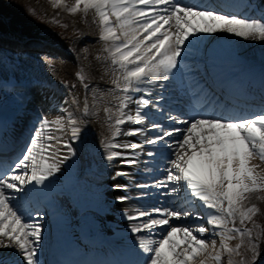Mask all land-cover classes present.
<instances>
[{
    "label": "snow or ice",
    "instance_id": "snow-or-ice-1",
    "mask_svg": "<svg viewBox=\"0 0 264 264\" xmlns=\"http://www.w3.org/2000/svg\"><path fill=\"white\" fill-rule=\"evenodd\" d=\"M53 4L64 6L70 13L95 10L101 25L100 39L111 42L106 51L120 72L113 89L122 93L117 97L113 137L129 123L137 126L125 135H145L139 143H106V149L131 150L128 154L109 151L106 159L132 165L137 163L134 154L142 152L144 144L152 145L153 150L144 155L153 163L158 158L164 165L163 175L151 184L136 187L164 189L165 196L174 198L166 207L125 213L128 221H135L129 231L135 237L136 259L127 264H224L225 254L227 264H255L264 226L253 219L260 213L258 206H246L245 201L251 194L264 192V175L260 174L264 165V108L239 116L219 111L210 115L197 112L187 118L165 116L185 125L183 128H167L156 122L151 109L163 114L160 101L165 99L166 84L192 39L200 33L226 32L264 41V16L256 19L225 14L206 6L184 4L183 0H74L71 5L67 0H53ZM77 76L85 80L83 73ZM88 87L85 83L84 88ZM130 105H134V111L129 110ZM84 111L87 113V106ZM64 132L69 133L67 138L57 134ZM80 132L71 113L66 119L41 118L21 154L11 163L0 161V249L9 250L7 255L0 254V264H41L43 225L34 218L41 213L29 210L27 203L42 194L37 186H44L60 173L61 166L75 155L72 141L80 138ZM157 170L161 171L158 166ZM129 175L117 170L113 178ZM113 187L127 191L128 186ZM116 199L125 202L132 197L121 195ZM188 218L198 223H172ZM153 230H161L158 239L143 235ZM233 240L239 242L233 246ZM246 243L251 261L242 251Z\"/></svg>",
    "mask_w": 264,
    "mask_h": 264
},
{
    "label": "bare ground",
    "instance_id": "bare-ground-1",
    "mask_svg": "<svg viewBox=\"0 0 264 264\" xmlns=\"http://www.w3.org/2000/svg\"><path fill=\"white\" fill-rule=\"evenodd\" d=\"M20 1L21 4L34 1L36 6L43 7L44 12L50 13L54 17H57L58 20L61 19L67 22L69 29L67 32L59 34L57 38L42 41L40 37L34 36L36 38H33L26 33H18L6 29L7 26L11 27L12 25L20 26L21 29H24V27H34L28 20L21 21V19L15 18L13 24L9 22L1 23L0 107L7 106L8 102L12 101L9 97L18 96L15 98L20 100H13L10 106L20 107L26 113L31 111L36 114H41L38 120L41 118L55 120L58 117H64L66 119L67 114L71 113L81 127L80 138L72 141V144L75 143L76 146H82L89 142L87 148L92 153L86 164L69 163L71 166L69 165L70 167L67 169V163L65 162L61 166L60 173L49 178V181H46L44 186H37L38 189H42V194L35 195L31 200L34 199L38 203H45L46 209L43 211L45 214L37 218L43 219L39 220L42 224H49L42 231L41 250L49 254L54 252L60 239L64 238L66 239L65 241L72 242L76 250L80 248L77 251L79 254L99 253L98 251L102 249L107 254L104 258L108 259L110 258L108 254H111L114 250L112 247L111 250L110 247L109 249L107 248L109 243L114 244L115 247L117 243H120L114 239H119V241L123 242L126 239L129 243L132 242L133 234L129 231V228L130 224L135 221H128L125 218V213L134 214L140 210H148V206L156 205V202H162L157 194H161L160 191L164 189L154 192L156 189L150 187L141 190L142 192L139 193L134 188L137 184H151L154 179L160 176L162 177V169L160 168L161 171H158L157 168H154L156 165L144 172V170L148 169L146 168L147 163L155 164L152 161L143 160L144 153L153 149V146L148 144H144L142 152L137 151L134 154V158L137 161L135 164H124L118 159L113 161L106 159L109 151H120L126 154L131 153V150L124 148L106 149L104 146L106 143L120 145L133 142L139 143L145 140V135L136 137L125 135L129 128L137 126L129 123L121 126V134L119 136L113 137V125L118 115L116 111L119 105L117 97L122 95V93L113 91V89L115 88L114 80L120 75V72L118 67L112 64L111 56L106 51L111 42L100 39L101 25L95 10L90 9L86 14L82 11L70 13L64 6L55 7L53 0ZM184 1L188 4L199 2L201 8L205 6L217 10L220 8L229 13L240 14L243 17L249 15L247 14L249 11L245 10L251 6L254 11L248 17L259 19L261 16H264V0ZM67 3L71 5L74 3V0H67ZM201 5H204V7ZM7 32H11L12 34ZM4 35L6 37H3ZM208 35L210 34L200 33L188 45V48L192 49V51L190 52L188 50L184 54V58L181 59L178 69L174 70V75L166 84V90L163 93V95L168 96L165 98L168 100L160 101V106L168 107L171 104L177 105L170 102L178 99L176 95H179L180 91H183L187 84L191 88L193 82L199 83L198 80H201L203 77L202 74H204L206 79L204 81H207L204 83V89H206L198 91L197 95L200 94L201 97L214 96L211 101H216L217 104L212 105V102L206 97L204 98V105L202 106L201 104L200 109L198 108L197 110L211 112L214 111L211 110V107L220 105L222 109H230L231 111L224 112V114L239 116L241 114L247 115L264 108V41L259 39H245L222 32V35L218 39L207 42ZM202 45L208 47L205 52L200 51ZM16 51H23L21 55H24L26 59L30 58L28 61L31 63L34 61V65H30L31 63L25 62L24 59L20 61L17 58L19 53ZM34 52L38 54V57H36ZM78 72L83 73L85 80L81 81L79 79L80 84H74L73 77L75 75L77 76ZM9 81H14L22 85L23 89L17 91V89L12 88L13 90H11V87L8 86ZM218 81H222V84H218ZM211 82H215L216 86H213ZM85 83L89 85L87 89L84 88ZM197 95H193L189 99L190 104H192V101H194ZM40 103L41 105L39 106ZM85 106L88 108L87 113L84 111ZM109 109L110 112L106 111ZM129 110L134 111V105H130ZM233 111H236V113L234 114ZM151 112L153 113L155 121L162 123L165 127H185L183 124L173 123L165 119L167 115L162 116V114L156 113L155 109H151ZM196 114L193 113L192 115L194 116ZM109 115L112 117L111 120H109ZM38 122L34 116L31 122L32 126H38ZM65 133L67 132L57 134L65 135ZM146 135L150 136L151 133L148 132ZM27 139V131L22 132V130L16 129L13 131L4 130L3 133L1 131L0 143L11 144L9 146L11 149L1 156L0 160H7L6 162L9 163L13 162L19 155V148L23 143H26ZM156 147L158 148L160 146L157 145ZM111 162L114 164H112V167H109ZM253 163H259V161L253 160ZM117 170L126 171L130 175L128 177L113 178ZM142 171L143 174L141 173ZM260 174L264 175V165L261 166ZM91 175L97 176V178L103 176L106 182L103 181L106 184L108 182L104 175H107V178L109 177V179L113 180L111 183L105 184L106 187H101V190L107 189L106 191L109 197L107 196L104 200L105 204L100 203V207H96L95 209L93 208L98 204H95V198L91 196V192L94 190L92 191L89 188L90 186H86L83 181H80L82 179L81 177H92ZM61 177L66 178L63 186ZM142 179L145 181L143 182ZM114 185H127V191L118 190L113 187ZM31 187L28 186V188ZM65 190L67 193H65ZM142 193H147V195L141 196ZM260 194L262 195L259 196ZM260 194H251L249 198L256 199L257 197V201L260 199L264 202V192ZM60 195H63V199L66 201L61 200L63 201L61 203V208L63 209L58 205L53 206L52 204ZM121 195H128L132 199L119 202L116 197ZM161 197L165 201L174 199L173 197H166L165 195ZM181 197H183V192L181 193ZM71 201L73 203L76 201V204L78 201L79 208L75 205H73L74 208L70 206L71 203L69 205V202ZM251 203L255 204V202ZM251 203H248V200L245 201L246 206H251ZM117 204L118 207L116 208ZM161 206L164 205L162 204ZM262 207L264 208V205ZM56 210L58 211L55 212ZM87 210L94 211L96 214L91 216ZM172 223L174 225L180 223L188 225L198 223V221L188 218L180 221L173 220ZM87 228L95 231L96 234L94 237H87ZM160 231L153 230L151 233H143V235L152 234V238H156L160 235ZM103 232L106 234L104 235ZM111 235L113 236V240ZM230 243L235 246L238 240L231 241ZM216 248L219 250L220 245H216ZM115 251H113L111 259H117V263L120 264L125 259L129 262L135 257L134 253L129 254L128 252L122 251L119 247ZM8 252L9 250L7 249H0V254L7 255ZM67 253L65 252L63 255ZM127 253L128 255H126ZM42 254V252L39 253V259L41 260L43 259ZM224 257V264H227V254ZM235 259L237 260V257ZM92 260L94 262L93 264H101L98 260ZM84 264H89V262L85 261ZM259 264H264V260H260Z\"/></svg>",
    "mask_w": 264,
    "mask_h": 264
},
{
    "label": "rangeland",
    "instance_id": "rangeland-1",
    "mask_svg": "<svg viewBox=\"0 0 264 264\" xmlns=\"http://www.w3.org/2000/svg\"><path fill=\"white\" fill-rule=\"evenodd\" d=\"M2 2V3H1ZM0 2V25L1 23H12L13 24V20L15 18H19L22 20H28V22H30V24H32L34 27L32 28H27V27H24V29H21L20 26H7L6 29L8 30H12V31H16L18 33H26L28 36H32L33 38H36V37H40L42 39V41H46V40H51L52 38H57V36L61 33H65L68 31L69 29V25L67 22L59 19L57 17H54L53 15H51L50 13H46L44 12L43 10V7L42 6H36L35 5V2L34 1H29V2H24L21 4V1L20 0H1ZM16 7V8H15ZM21 8V9H20ZM2 20V21H1ZM31 30V31H30ZM30 31V32H29ZM7 33H11V32H7ZM12 34V33H11ZM219 35V36H218ZM222 35V32H219V33H213V34H210L208 35L207 37V42L209 41H214L215 39H218L220 36ZM36 36V37H34ZM210 36V37H209ZM217 36V37H216ZM195 39V38H194ZM194 39L192 41H194ZM191 41V42H192ZM206 42V41H204ZM204 46V47H203ZM208 47L206 45H202V47L200 48V51L202 52H205L206 49ZM203 49V50H202ZM190 52L192 51V49H189ZM17 52V51H16ZM23 52V51H22ZM21 51L20 52H17L19 53L17 56L18 59L23 60L27 63H31L29 62L28 60H30V58L26 59L24 58L25 56L24 55H21L22 53ZM35 53V52H34ZM36 54V53H35ZM38 54H36V57ZM21 57V58H19ZM23 57V58H22ZM33 63V64H32ZM30 65H34V61L32 62ZM74 79V84H80L79 82V78L78 76H74L73 77ZM10 85L11 88H14V87H17L16 83L13 81V82H10L8 83ZM10 105V103H9ZM68 136L69 133H65L64 136ZM67 138V137H66ZM87 144V145H86ZM85 145H82V146H76V144H72V147L73 149L75 150V155L73 157L70 158V160H68L66 163V168L68 169L71 164L69 163H74V164H86L89 159H90V155L92 154L89 150L88 145H89V142L86 143ZM75 147V148H74ZM80 147V148H79ZM84 148V149H83ZM86 149V151H85ZM89 153H88V152ZM85 152V153H83ZM81 153V154H80ZM84 154V155H83ZM82 155V156H81ZM81 156V157H80ZM84 159H83V158ZM86 157V158H85ZM85 162V163H84ZM114 164L113 162L110 163L109 167H112ZM70 165V166H69ZM112 170V169H111ZM114 171V170H113ZM72 173V172H70ZM106 174V173H105ZM92 176V175H91ZM106 177V180H107V184L111 183L113 180L109 179V177L107 178V175H104ZM82 179H80V181H83V183L86 185V186H90L89 188L92 189L93 192H91V196L93 198H95V204H98L97 206L95 205V207L93 209H95L96 207L99 208L100 206V203L103 204L104 203V200L107 198L108 194H107V189H103L101 190V187L104 188L106 187V183H104L105 181V178L102 176L101 178H97V176H92V177H81ZM97 180V181H96ZM104 180V181H103ZM103 181V183H102ZM92 182V183H91ZM99 182V183H98ZM106 182V181H105ZM90 184V185H89ZM94 184H96L94 186ZM106 184V185H105ZM92 185V186H91ZM94 188V189H93ZM86 190V189H85ZM99 191V192H98ZM97 192V193H96ZM100 194V195H99ZM107 194V195H106ZM257 194V193H256ZM260 194V193H259ZM262 194H260L259 196H261ZM74 196V195H73ZM99 196V197H97ZM109 197V196H108ZM62 198V199H61ZM63 195H60L58 197V205L61 206V203L63 201H65V199H63ZM100 201H99V199ZM250 199V200H249ZM248 199V203H251V202H255V204L258 206V208L260 209V213L257 214L253 219L254 221L260 225V226H264V208L262 207L264 205V202H262L259 197H258V201H257V197L256 199H252V198H249ZM63 200V201H61ZM252 200V201H251ZM255 200V201H253ZM264 200V199H263ZM68 201V200H67ZM251 201V202H250ZM257 201V202H256ZM66 202V201H65ZM64 202V203H65ZM71 205L73 207V205L75 206H78L79 203L77 201V204H76V201L73 203L72 201L70 202ZM73 203V204H72ZM260 205H258V204ZM263 203V204H262ZM105 204V203H104ZM252 204V203H251ZM118 207V204L116 205V208ZM74 208V207H73ZM76 208V207H75ZM79 208V206H78ZM76 208V209H78ZM115 208V209H116ZM63 209V208H62ZM117 210V209H116ZM92 215L96 214L95 212L93 213V211H88ZM114 212V211H113ZM116 213V212H114ZM49 225V224H47ZM252 224L251 222L249 223V227H251ZM259 228L255 229V231L259 232ZM233 241H236V240H233ZM239 242V241H238ZM217 246L220 245V241L219 239H217ZM246 248H247V243L245 244V249H242V251L245 252V256L246 258L251 261V258H252V253L250 251H246ZM264 257V237H262L261 239V242H260V245H259V255L257 256L256 260H255V264L261 259ZM225 258V257H224ZM241 257H237V260H240Z\"/></svg>",
    "mask_w": 264,
    "mask_h": 264
}]
</instances>
